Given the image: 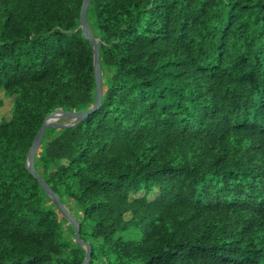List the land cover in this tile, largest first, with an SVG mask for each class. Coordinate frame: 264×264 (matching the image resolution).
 I'll return each mask as SVG.
<instances>
[{"label":"trees","instance_id":"trees-1","mask_svg":"<svg viewBox=\"0 0 264 264\" xmlns=\"http://www.w3.org/2000/svg\"><path fill=\"white\" fill-rule=\"evenodd\" d=\"M82 3L0 0V91L13 98L0 120V264L86 258L28 167L46 116L94 105ZM89 10L101 104L36 154L82 213L88 264H264V0Z\"/></svg>","mask_w":264,"mask_h":264},{"label":"water","instance_id":"water-1","mask_svg":"<svg viewBox=\"0 0 264 264\" xmlns=\"http://www.w3.org/2000/svg\"><path fill=\"white\" fill-rule=\"evenodd\" d=\"M92 0H83L82 7H81V28L83 30V36L85 39L89 40L92 48H93V54H94V71H95V82H96V97L94 101V105L91 108L78 110L72 113V116L75 117L74 121L66 127H71L78 122L82 121L84 118H86L89 114L93 113L101 104L102 100V67H101V54H100V45L99 40L93 35L89 21H88V13L89 8ZM57 112H67L65 110H56L52 112L50 115L46 116L44 119V122L38 131L35 140L33 142L32 147L29 151L28 156V167L30 173L38 180L39 184L45 190L57 203L58 207L62 211V213L75 225L76 228V239L79 244L84 246L86 248V258L83 262V264H88L91 258V246L88 242L84 241L81 238L80 233V223L76 220V218L67 210V208L64 206V204L61 202L59 196H57L54 191L49 187V185L41 178L40 174L35 169V159L36 154L44 141V138L46 136L47 130L49 128V120L57 113Z\"/></svg>","mask_w":264,"mask_h":264},{"label":"rangeland","instance_id":"rangeland-1","mask_svg":"<svg viewBox=\"0 0 264 264\" xmlns=\"http://www.w3.org/2000/svg\"><path fill=\"white\" fill-rule=\"evenodd\" d=\"M88 21L90 24V27H96V22L94 19V12L89 10L88 13ZM12 106H13V98L6 96L4 91H0V120L3 118L9 119L12 115ZM61 110H67L65 108H62ZM79 109H72V111H78ZM58 113V112H57ZM74 120L61 117L56 121L57 126L49 127L46 133L45 141L51 139L54 136H57L60 134V132L66 128V125L72 123ZM39 169V159L37 158L35 160V169ZM46 198L50 205H53L57 208L58 212L60 213L61 222L63 225V229L65 231L66 238L70 240L75 239V233L76 228L75 225L62 213L60 208L58 207L55 200L46 192ZM61 199L64 201L63 204L67 208V210L76 218V220H80L82 218V213L78 210V208L75 206L74 202L71 199H68L66 197H61ZM129 215H127L128 217ZM98 264H102L101 261L98 262Z\"/></svg>","mask_w":264,"mask_h":264},{"label":"bare ground","instance_id":"bare-ground-1","mask_svg":"<svg viewBox=\"0 0 264 264\" xmlns=\"http://www.w3.org/2000/svg\"><path fill=\"white\" fill-rule=\"evenodd\" d=\"M70 112H74V111H67V112H58L56 113L50 120H49V127H52V126H57L56 124V121L61 118V117H66V118H69V119H72L74 120L75 117L72 116V113ZM61 200V199H60ZM62 202V200H61ZM63 203V202H62Z\"/></svg>","mask_w":264,"mask_h":264}]
</instances>
